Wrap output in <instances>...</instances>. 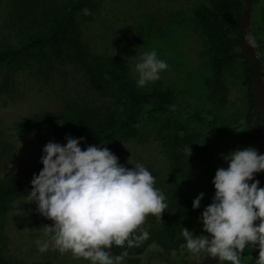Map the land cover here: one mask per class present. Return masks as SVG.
<instances>
[{
	"label": "rangeland",
	"instance_id": "374dc122",
	"mask_svg": "<svg viewBox=\"0 0 264 264\" xmlns=\"http://www.w3.org/2000/svg\"><path fill=\"white\" fill-rule=\"evenodd\" d=\"M72 1L75 0H0V50L21 46L33 33L36 23L30 25L34 15L28 13L39 17L42 7L45 14L53 13ZM96 4L97 12L92 21L79 25L84 49L81 61H59L43 49L34 51L31 59L0 66V177H14L22 187L2 216L0 248L3 257L15 264H89L67 252L61 254L51 248L43 253L37 250L34 241L42 238L38 229L50 225L51 221L35 211L34 203L25 204L23 196L30 191L32 175L39 172L37 164L43 145L50 140L55 142L42 128L26 125L35 114H48L56 121L75 114L96 119L123 118L130 114L125 106L110 98L113 88H96L89 82L86 69L95 57L115 55L125 59L126 78L140 93H148L160 85L171 91L178 103L196 112L210 113L223 125L241 122L248 108L242 65H235L222 78L227 89L225 103L220 104L219 97L204 85L212 73L206 38L194 32L192 11L206 4L205 0H97ZM254 21L256 17L251 11L249 29L254 28ZM252 34L258 42L257 32ZM152 49L168 67L157 81L137 87L133 65L141 52ZM260 68L262 72V65ZM139 116L133 138L101 145L126 168L137 162L143 164L155 178L154 187L164 193L167 203L160 221L148 215L140 226L153 236V241L131 247V253L135 256L136 249L144 248L139 255L142 264L200 261L207 254H190L182 246L180 227L191 230L193 235H201L202 225L198 217L171 212L168 195L183 184L184 197L194 199L203 193L199 203L208 205L214 192L210 183L214 172L218 167H226L221 155L241 147L232 145L225 134L207 124L175 112L149 117L145 110H139ZM179 129L185 136L208 147L202 154L184 153L181 165L186 171L183 174L173 160L175 155L182 154L171 143ZM260 132L264 133L263 128ZM253 179L259 181L258 187L264 186V171L254 174ZM157 240H163L166 249L160 248ZM249 250H256L255 246L246 245L244 251ZM122 264L129 263L123 260Z\"/></svg>",
	"mask_w": 264,
	"mask_h": 264
},
{
	"label": "clouds",
	"instance_id": "9594fccd",
	"mask_svg": "<svg viewBox=\"0 0 264 264\" xmlns=\"http://www.w3.org/2000/svg\"><path fill=\"white\" fill-rule=\"evenodd\" d=\"M81 11L90 14L88 8ZM243 42L257 46L251 33L244 34ZM167 67L155 49L141 52L133 65L135 85L157 81ZM82 139L65 135L63 145L50 140L42 147L38 161L42 167L32 175L30 191L23 198L25 204L34 203L35 211L51 224L38 229L42 238L34 243L41 253L51 248L89 264H122L127 249L148 238L140 227L146 217L160 221L167 208L165 196L154 187L155 178L143 164L126 168L103 146L87 145L81 150ZM221 159L226 167L215 170L211 202L198 217L206 235H193L180 227L182 246L193 256L206 253L229 264H242L245 246H255L254 262L264 264V186L258 187L259 181L253 179L264 171V153L257 154L249 146L230 150ZM202 196L199 193L191 201L192 209L199 207ZM112 247L123 250L113 254Z\"/></svg>",
	"mask_w": 264,
	"mask_h": 264
},
{
	"label": "trees",
	"instance_id": "16d2710c",
	"mask_svg": "<svg viewBox=\"0 0 264 264\" xmlns=\"http://www.w3.org/2000/svg\"><path fill=\"white\" fill-rule=\"evenodd\" d=\"M97 0H75L65 4L61 10L53 13H44L42 16L34 15V31L27 40L19 47L0 50V66H11L21 60L31 59L33 52L46 49L50 56L59 61L77 60L84 58V49L80 40V22H91L97 12ZM206 4L196 7L192 11L195 21L194 32L206 38V52L211 78L205 79L204 85L218 98L220 104L225 103L227 89L222 78L232 68L240 64L244 68V83L247 86L248 108L241 122L232 126L220 123L212 114L196 112L187 106L178 103L171 91L163 89L160 85L155 86L148 93H140L133 84L127 80L128 65L125 59L119 56H97L87 67L86 72L89 82L96 88H113L110 98L119 105L125 106L130 114L123 118L103 116L92 118L85 114H75L62 121L52 120L48 114H35L26 125L39 127L45 130L55 142L63 145L65 135L73 138H83L81 150L87 145L100 143H115L120 140L133 138L139 120V110H145V115L151 117L158 114L175 112L184 117H190L207 124L215 131L226 135L232 145L254 147L260 132V123L257 119V106L251 92V74L249 59L243 49L241 13L244 8L243 0H205ZM251 11H254L256 22L254 28L249 31L257 32V46L254 47L260 65H262V77L264 79V0H252ZM88 8L89 15L85 16L81 9ZM253 35V34H252ZM174 149L182 155L174 156L176 168L183 174L185 166L181 165L186 151H195L202 154L208 150L207 146L201 145L194 139L185 136L181 129L171 139ZM102 144V145H105ZM42 165L38 162L37 169ZM184 185L170 191L168 207L171 212L190 217H199L205 205L199 203V207L192 209L191 201L182 195ZM20 182L14 177H0V226L2 216L9 202L21 193ZM202 234H205L202 232ZM206 235V234H205ZM153 241V236L148 235L144 242ZM160 248L166 249L163 240H157ZM147 243L145 244V246ZM123 249L112 247L113 254H119ZM144 248L136 249L135 256L131 248L127 249V256L123 260L129 264H142L139 256ZM242 264H255L256 250L241 253ZM0 264H15L3 257L0 248ZM184 264H186L184 262ZM188 264V263H187ZM218 264H229L221 262Z\"/></svg>",
	"mask_w": 264,
	"mask_h": 264
},
{
	"label": "water",
	"instance_id": "95a60500",
	"mask_svg": "<svg viewBox=\"0 0 264 264\" xmlns=\"http://www.w3.org/2000/svg\"><path fill=\"white\" fill-rule=\"evenodd\" d=\"M244 8L241 13L242 22V39L245 33H250L249 22L252 8V0H243ZM243 49L249 59V68L251 74V92L253 94L257 106V119L260 127L264 130V80L260 68V61L253 47L246 46L243 42ZM257 154L264 153V133L259 132L258 140L254 146ZM251 183V181H249ZM219 263L215 257H204L200 261L191 262L188 264H217Z\"/></svg>",
	"mask_w": 264,
	"mask_h": 264
}]
</instances>
